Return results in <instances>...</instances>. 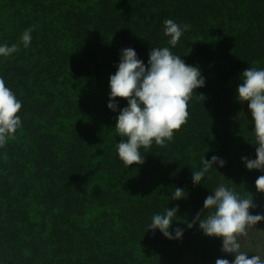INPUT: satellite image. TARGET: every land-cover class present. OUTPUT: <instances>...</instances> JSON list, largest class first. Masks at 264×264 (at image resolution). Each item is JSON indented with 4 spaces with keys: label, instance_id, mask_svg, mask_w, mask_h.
Here are the masks:
<instances>
[{
    "label": "trees",
    "instance_id": "obj_1",
    "mask_svg": "<svg viewBox=\"0 0 264 264\" xmlns=\"http://www.w3.org/2000/svg\"><path fill=\"white\" fill-rule=\"evenodd\" d=\"M166 18L191 25L175 46L163 35ZM0 43L17 44L0 57V76L22 101V126L0 147L4 264H186L196 249L197 264L233 259L219 237L186 225L221 183L251 193L250 214L264 215L254 188L264 173L240 159L255 158L251 115L235 95L244 69L264 68V0H0ZM127 47L145 64L152 47H170L205 78L172 139L142 147L143 163L129 166L115 149L118 111L106 107L108 77ZM113 99L117 110L126 106ZM236 141L237 170L229 161ZM213 155L223 167L213 164L193 185L191 172ZM175 187L186 198L171 199ZM177 205L170 231L182 228L180 239L145 231L153 214Z\"/></svg>",
    "mask_w": 264,
    "mask_h": 264
},
{
    "label": "clouds",
    "instance_id": "obj_2",
    "mask_svg": "<svg viewBox=\"0 0 264 264\" xmlns=\"http://www.w3.org/2000/svg\"><path fill=\"white\" fill-rule=\"evenodd\" d=\"M191 27L188 23H177L172 19L163 20V35L168 37L167 44L175 46L183 32ZM32 27L23 30L20 41L26 48L32 39ZM18 50L17 44L0 43V57H9ZM115 72L108 77V102L106 107L118 114L114 129L120 141L115 144L118 158L127 166L141 164L144 156L140 149L148 148L153 143L163 145L171 140L174 130H178L188 118V101L195 89L203 87L205 78L197 66L186 64L170 47H152L147 54L146 64L141 61L131 47L119 50ZM236 99L247 102L251 115L254 135L255 158L241 156L246 169H256L264 173V68L248 67L240 74V82L235 89ZM124 98L126 106L117 110L118 102L113 99ZM202 101L203 96L199 94ZM22 101L6 85L0 76V147H3L15 131L22 126L20 115ZM223 167L224 160L216 155L201 159L199 170L191 172L193 185L201 180L212 165ZM257 193L264 194V174L254 180ZM240 196L231 187L221 183L203 200V206L188 228L194 224L206 236H216L221 240V251L229 253L233 259L218 258L215 264H264V258L254 254L250 258L241 250L239 237L247 235V229L257 222L264 221V215L250 214L254 208L251 193ZM183 187H175L171 199L186 198ZM209 210L208 214L201 213ZM178 205L166 208L163 213H155L146 225L145 231L159 230L166 239H180L182 228H172L173 217L177 216ZM0 264H4L0 260Z\"/></svg>",
    "mask_w": 264,
    "mask_h": 264
},
{
    "label": "rangeland",
    "instance_id": "obj_3",
    "mask_svg": "<svg viewBox=\"0 0 264 264\" xmlns=\"http://www.w3.org/2000/svg\"><path fill=\"white\" fill-rule=\"evenodd\" d=\"M237 138V137H236ZM239 139V137H238ZM235 140V139H234ZM236 147L230 153L229 161L233 164L235 169L237 170L238 160H237V153H238V146L240 141H236ZM230 170V169H229ZM263 215V213H261ZM264 222V221H263ZM244 241V248L242 251L249 252L248 257L250 258L254 254H259L264 258V229L262 227V222H257L256 225L247 229V235L242 236ZM198 249L194 250L190 256L188 257L186 264H197L198 260ZM217 255V254H216ZM215 255V256H216ZM196 257V259H195ZM215 258V257H214Z\"/></svg>",
    "mask_w": 264,
    "mask_h": 264
}]
</instances>
